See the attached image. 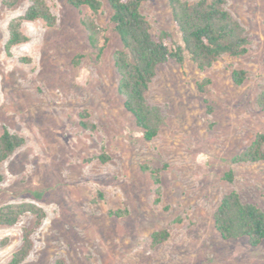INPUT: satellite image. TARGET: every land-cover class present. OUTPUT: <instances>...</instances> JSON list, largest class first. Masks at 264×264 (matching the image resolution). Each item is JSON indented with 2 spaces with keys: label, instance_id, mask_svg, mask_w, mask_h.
<instances>
[{
  "label": "rangeland",
  "instance_id": "374dc122",
  "mask_svg": "<svg viewBox=\"0 0 264 264\" xmlns=\"http://www.w3.org/2000/svg\"><path fill=\"white\" fill-rule=\"evenodd\" d=\"M3 1L0 131L20 135L24 144L1 165L0 206L34 203L45 218L37 228L31 214L0 225V264L21 247L24 228L33 229V247L21 264H264V241L258 247L225 241L213 226L221 198L231 191L264 212V161L234 162L264 134L258 106L264 0H226L249 39L243 56L224 55L204 70L189 59L158 67L146 95L160 113L151 141L117 92L113 56L121 43L108 25L106 0L97 17L108 38L101 54L81 24L85 7L45 0L55 24L24 22L27 41L11 56L8 23L29 2L7 7ZM141 11L152 35L174 29L169 0H145ZM233 70L246 73L241 85L232 82ZM82 111L93 129L80 126ZM102 154L105 162L97 158ZM228 170L232 184L223 179ZM162 230L168 239L152 244L151 234Z\"/></svg>",
  "mask_w": 264,
  "mask_h": 264
},
{
  "label": "trees",
  "instance_id": "16d2710c",
  "mask_svg": "<svg viewBox=\"0 0 264 264\" xmlns=\"http://www.w3.org/2000/svg\"><path fill=\"white\" fill-rule=\"evenodd\" d=\"M20 0H4L7 7L16 5ZM76 8L85 7L89 14L81 19L90 45L101 54L108 42L106 29L97 24L101 14L100 0H65ZM25 12L8 23V39L5 52L11 56V49L27 41L22 32L24 22L40 20L47 27L55 24L45 0H28ZM111 14L108 25L117 35L121 49L113 56L119 79L117 92L123 98L124 108L132 115L136 126L142 131L146 141L153 140L158 132L160 113L157 108L147 104L146 95L156 76L158 67L173 61L182 64L189 59L200 70L211 67L224 55L239 57L247 52L249 39L242 26L233 19L226 9V0H197L194 2L169 0L171 17L174 24L172 31L152 35L151 26L141 11L145 0H106ZM246 77L243 70H233L232 82L241 85ZM202 86L200 85V88ZM258 106L264 110V91L258 98ZM80 126L93 129L87 111L79 114ZM24 138L10 132L7 128L0 131V184L3 180L1 165L8 160L22 145ZM264 134L255 135L250 146L234 159L235 163H257L264 161ZM105 162L107 157H97ZM156 173H153L155 175ZM233 170L224 173L227 183L234 182ZM155 182L158 179L155 178ZM31 214L35 217V228L45 218L44 210L34 203L21 202L0 206V225L12 226L20 216ZM119 215V212H114ZM213 226L225 241L246 240L251 247H258L264 241V212L257 206L243 202L239 193L231 191L221 198L214 214ZM33 229L22 230V245L12 255L9 264H21L30 254ZM166 230L151 234L152 244L166 241Z\"/></svg>",
  "mask_w": 264,
  "mask_h": 264
}]
</instances>
